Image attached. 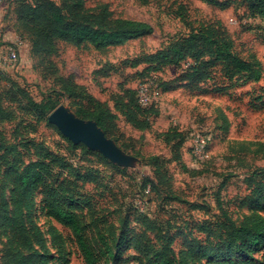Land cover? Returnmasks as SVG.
I'll return each instance as SVG.
<instances>
[{
    "label": "rangeland",
    "instance_id": "rangeland-1",
    "mask_svg": "<svg viewBox=\"0 0 264 264\" xmlns=\"http://www.w3.org/2000/svg\"><path fill=\"white\" fill-rule=\"evenodd\" d=\"M82 2L85 9L104 8L113 19L144 24L150 32L101 49L55 39L52 52L31 57L25 43L16 64L5 69L23 93H8L0 81L6 112L0 121V264H86L45 203L77 216L99 264H264V239L243 250L238 240L228 245L240 226H255L245 217L264 219V206L250 209V202H242L249 193L246 178L264 167V23L248 16L243 0H228L222 10L204 0ZM71 7L65 13L73 19ZM6 12L1 20L12 23ZM186 23L221 24L233 51L259 79L225 82L215 69V80L198 90L177 85L185 65L151 59L187 37ZM5 48L0 43V57ZM141 82L164 89L155 113L145 117L147 128L125 118L131 109L138 112L131 92ZM52 107L92 122L85 115L102 114L111 131L107 139L131 163L115 165L83 144L73 145L48 122ZM197 134L208 139L203 162L190 153ZM26 172L40 177L22 185Z\"/></svg>",
    "mask_w": 264,
    "mask_h": 264
},
{
    "label": "trees",
    "instance_id": "trees-1",
    "mask_svg": "<svg viewBox=\"0 0 264 264\" xmlns=\"http://www.w3.org/2000/svg\"><path fill=\"white\" fill-rule=\"evenodd\" d=\"M61 1V6H58L49 0H5L4 3H7V8L4 9L5 13L8 14L6 11H11V14L15 18L10 25L16 36L29 46L28 53L30 57L32 55L34 56V53L52 52L53 40L55 39L71 43L74 46L88 43L94 48L101 49L121 45L150 32V29L144 24L129 20L113 19L104 8L92 10L85 9L82 0ZM137 1L143 4L149 2V0ZM204 1L221 10L226 9L229 5L228 0ZM243 1L248 6V11L250 13L248 16L264 23V0ZM70 3L72 4L71 16L73 19H88V21L92 22L91 24L95 26L78 24L77 21L68 17L65 11H67L66 6ZM17 6L18 9H16ZM178 16L185 19L184 12L178 13ZM186 25L189 28V33L181 43L172 46L168 53H159L155 58L151 59L153 62L158 61L156 63L160 64L168 61V58H170L168 63L164 65L173 68H179L184 64L185 69L181 71L174 81L177 85L184 86L189 89V91L198 90L206 83L215 80V69H219V76L217 75L218 79L220 78L225 82L242 81V83H244L245 81H257L259 79V74L253 71V66L233 51L232 43L221 27V24L201 23L194 28H191L189 23H186ZM21 29L30 37L31 41H29V38H25L23 33H20L19 30ZM0 81L6 84L7 90H10L8 93H23V89L8 72L1 69ZM155 87L162 94L164 89H160L158 86ZM131 94L138 112L131 109L128 111L125 118L129 124L136 128H147L148 125L145 117L149 113H155L154 108H156V105L141 107L137 102L136 88ZM3 99L4 97L0 94V121L6 118L5 109L1 104ZM54 109L55 107H52L51 111ZM98 114H88L85 116L87 119L93 120L104 133L105 137L109 138L111 131L106 125V119L102 114ZM165 142H171L169 137L165 139ZM4 158L2 159L1 157L0 160L4 161ZM39 177L35 174L28 177V172H26L25 176L21 179V184L26 185L30 182L32 185ZM245 183L247 185L246 189L249 190V196H245L242 202L244 200L250 202V209L263 208L264 167L252 171L246 178ZM31 185L27 188L25 187L24 190L29 192ZM45 209L55 222L70 231L86 264H99L77 216L53 203H45ZM254 218L255 217L252 219L251 217H245L243 219L246 223L253 222L255 226L250 225L245 231L242 229L246 227L240 226L237 232L229 235V246H233L234 242L238 240L240 242V248L243 250L257 246L260 240L264 239V234L259 230L264 228V226L260 224L264 223V219L257 216L255 220L258 222H254L252 221ZM202 230H205L204 232L207 234L209 232V229L204 227ZM193 246H195V244H193Z\"/></svg>",
    "mask_w": 264,
    "mask_h": 264
},
{
    "label": "water",
    "instance_id": "water-1",
    "mask_svg": "<svg viewBox=\"0 0 264 264\" xmlns=\"http://www.w3.org/2000/svg\"><path fill=\"white\" fill-rule=\"evenodd\" d=\"M48 122L73 145L83 144L89 150L100 153L112 164L128 166L133 160L123 154L113 141L107 139L96 123L79 119L64 107L55 109L48 117Z\"/></svg>",
    "mask_w": 264,
    "mask_h": 264
},
{
    "label": "built area",
    "instance_id": "built-area-1",
    "mask_svg": "<svg viewBox=\"0 0 264 264\" xmlns=\"http://www.w3.org/2000/svg\"><path fill=\"white\" fill-rule=\"evenodd\" d=\"M5 0H0V7ZM25 42L20 39L11 45H7L3 50L4 56L0 57V69L6 71V68L13 67L19 58L20 50L24 47ZM161 96L160 91L148 85L147 83H139L136 87L137 102L141 107H149L156 105ZM208 139L204 135L197 134L193 137L190 147L191 156L196 162H203L208 158Z\"/></svg>",
    "mask_w": 264,
    "mask_h": 264
},
{
    "label": "crops",
    "instance_id": "crops-1",
    "mask_svg": "<svg viewBox=\"0 0 264 264\" xmlns=\"http://www.w3.org/2000/svg\"><path fill=\"white\" fill-rule=\"evenodd\" d=\"M5 11L0 7V43L4 45L8 44H13L19 38L16 36V34L13 31V28L11 27L10 23H6L4 20H1L2 14H4ZM27 46L25 45L21 50H20V55L22 50L26 48Z\"/></svg>",
    "mask_w": 264,
    "mask_h": 264
}]
</instances>
